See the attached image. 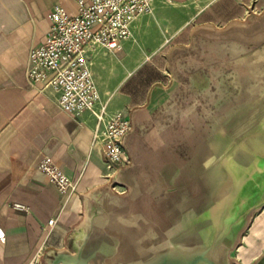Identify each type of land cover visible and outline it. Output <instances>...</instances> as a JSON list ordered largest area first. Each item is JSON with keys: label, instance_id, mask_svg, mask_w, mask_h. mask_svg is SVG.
<instances>
[{"label": "crops", "instance_id": "1", "mask_svg": "<svg viewBox=\"0 0 264 264\" xmlns=\"http://www.w3.org/2000/svg\"><path fill=\"white\" fill-rule=\"evenodd\" d=\"M189 1L193 4L174 0L162 6L155 0L153 11L134 23L133 38L122 50L92 54L103 101L133 123L126 162L111 169L95 141L96 118L66 113L53 89L32 86L27 78L30 51L44 42L53 7L60 4L76 14L78 0H0V227L7 236L0 240V264H29L37 255L45 262L49 253L67 250L88 216L90 194L119 190L123 170L128 169L131 185L122 199L131 205L144 202L146 182L162 171L161 163L184 155L176 147L186 138L212 130L220 104L229 109L230 121L234 108L247 104L233 101L232 86L225 87V97L221 86L218 98L211 78L217 75V60L225 70L264 76L259 71L264 63V0ZM153 19H161L166 34L148 43L144 30ZM146 44L154 47L140 54ZM154 71L167 78L162 86L141 80L157 75ZM249 88L235 86L242 97ZM45 156L75 181V192L62 195L50 182L39 168ZM15 203L30 211L15 210ZM250 222L231 252L232 264H256L264 256V207Z\"/></svg>", "mask_w": 264, "mask_h": 264}, {"label": "water", "instance_id": "2", "mask_svg": "<svg viewBox=\"0 0 264 264\" xmlns=\"http://www.w3.org/2000/svg\"><path fill=\"white\" fill-rule=\"evenodd\" d=\"M239 110L234 108L232 121L228 115L217 118L210 132L180 143L176 148L184 155L161 163L162 171L146 182L144 202L128 204L112 189L91 193L88 216L72 236L69 248L49 253L45 264H64L65 257L71 264H178L168 260L190 250L194 254L184 264H232L231 252L252 213L264 207V191L251 186L240 202L234 201L230 186L217 191L206 180V158L216 160L209 143L219 132L230 141L246 137L245 128L239 134L232 129ZM127 170L120 180L130 186ZM187 216L189 222H185ZM96 217L101 220H94ZM155 236L165 238L159 249L153 247ZM256 264H264V256Z\"/></svg>", "mask_w": 264, "mask_h": 264}, {"label": "built area", "instance_id": "3", "mask_svg": "<svg viewBox=\"0 0 264 264\" xmlns=\"http://www.w3.org/2000/svg\"><path fill=\"white\" fill-rule=\"evenodd\" d=\"M154 1L78 0L76 14L56 4L49 15L51 27L44 42L30 51L28 82L42 89H53L66 113L76 117L91 113L96 118L95 141L102 146L111 169L126 162V139L133 123L124 112H112L103 101L92 70V54L100 49L122 50L133 38L134 23L153 11ZM39 168L62 195L76 191L75 181L52 157L45 156ZM114 190L122 193L115 187ZM13 208L30 211L21 203H15ZM55 222L53 218L49 225ZM6 238L5 230L0 227V240L5 242ZM29 264L45 262L37 255Z\"/></svg>", "mask_w": 264, "mask_h": 264}, {"label": "bare ground", "instance_id": "4", "mask_svg": "<svg viewBox=\"0 0 264 264\" xmlns=\"http://www.w3.org/2000/svg\"><path fill=\"white\" fill-rule=\"evenodd\" d=\"M251 108L252 105L242 106L232 126V129L237 132V134H239L243 128L248 130L246 137L243 139V137L236 136L232 137L230 141L229 136L227 137L224 133L219 132L209 143L213 149V157L216 158V160H213L212 157L206 158V163L209 166L206 180L209 181L210 185L217 191L227 185L230 186L232 189L230 198L238 202L245 197L246 190L251 186L258 187L260 190L264 191V146L256 144L263 135L259 130L260 126L254 125L255 122L253 119L245 120L244 118L246 116L248 117ZM240 115L243 116L241 117ZM249 140H254L256 143L251 145V147L250 145L246 146V142ZM239 143H241L240 146ZM251 149L254 151L251 152ZM238 151L239 154L237 155L236 153H238ZM97 218L100 217H96L94 220H97ZM189 220V216L185 217V222H189ZM192 251L193 250L185 251L186 253L183 255L171 257L168 261L184 264L188 262L190 257L194 254ZM62 261L64 264H71L72 262L67 257L63 258ZM200 264L209 263L203 261L200 262Z\"/></svg>", "mask_w": 264, "mask_h": 264}, {"label": "rangeland", "instance_id": "5", "mask_svg": "<svg viewBox=\"0 0 264 264\" xmlns=\"http://www.w3.org/2000/svg\"><path fill=\"white\" fill-rule=\"evenodd\" d=\"M196 1V0H194ZM186 4H193L192 1H189V0H186L185 2ZM157 5H162V6H167V5H172V3H164V2H159V3H156ZM155 5V4H154ZM146 33L143 35L144 38H146V42L150 43V41L153 39V38H156V37H164V35L166 34L164 31V26L162 24V21L161 19H153L149 24L146 25V28L145 30ZM151 47H154L153 45H150V44H146L144 46V48H146V50L143 48L141 49L142 47H138L140 48L141 50L139 51L140 54H144L147 49L149 50ZM138 50H134L133 52L134 53H137ZM160 63L163 65V61L161 60ZM216 71H217V75L212 77L211 79L213 80L212 84H215L216 85V89H217V97L219 98V92H220V87L222 86V94H220L221 96L223 95L225 97V92H224V89L226 87V90L229 89V86H232V91L231 93L232 94V99L233 101H238V100H241L243 102H247L246 105H252V108L250 109L249 111V120H252L255 121L256 123H258L259 125H261L259 127V130L261 133H264V76L260 75V76H255V75H251L249 76L248 74L244 73V71H239V72H234V71H228V70H225L222 68V62L220 60H217L216 62ZM224 67V66H223ZM259 71L260 72H264V63H262L260 66H259ZM130 72H132V70L128 69L127 70V73L129 74ZM156 72V71H154ZM157 73V72H156ZM167 78H163V76L160 75V73L157 75L154 74L152 76H148L146 77L145 79L143 77H141V80L147 84H150V83H154V84H157L158 86H162L163 84V81H166ZM235 86H239L241 88H244L245 86H248V92L247 93H243V97L242 95L240 96V93L236 92L235 90ZM239 91V90H237ZM231 93L229 92L227 95H231ZM225 105L222 103L220 104V107L217 109V116H218V119L220 118L221 120L223 119V117L226 115H229L230 112H229V109H225L223 110ZM244 106V105H243ZM242 107H240L241 109ZM225 111V112H224ZM161 112H164L163 110ZM221 115V117H220ZM217 125H220V124H217ZM165 128L167 126H164ZM173 129L172 126H169V131ZM175 130V129H174ZM149 132V135H150V130L147 131ZM172 133V131H170V134ZM164 135H167L165 133H163ZM263 135V134H262ZM256 142L254 140H249L248 142H246V146H249L251 147V145L255 144ZM256 144H259V145H263L264 146V135L261 136V138H259V141H257ZM238 154H239V151H238ZM237 154V155H238ZM186 157V156H185ZM189 159L188 157H186V160ZM133 162L129 164L132 165ZM153 175V174H152ZM121 187H120V192L122 193H118L120 195H123V194H128L129 191H130V187H128V185H122V184H119ZM125 191V192H124ZM259 209H256L253 213H252V217L258 212ZM251 224V222L249 223V225ZM248 225V227H249ZM248 227L245 229V231L248 229ZM244 231V232H245ZM159 239V240H158ZM154 241H158V242H154ZM160 241H165V238H162L160 236H155L154 239H153V247L155 249H159L161 244L162 243H165V242H160Z\"/></svg>", "mask_w": 264, "mask_h": 264}]
</instances>
